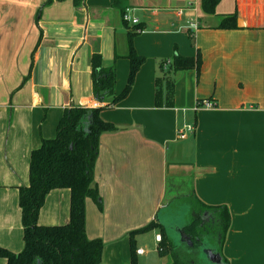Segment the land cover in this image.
<instances>
[{
  "label": "crops",
  "instance_id": "1",
  "mask_svg": "<svg viewBox=\"0 0 264 264\" xmlns=\"http://www.w3.org/2000/svg\"><path fill=\"white\" fill-rule=\"evenodd\" d=\"M117 2L86 0L76 8L73 0H0V247L23 250L19 188L29 185L31 153L56 137L66 110L100 106L91 58L100 54L110 68L116 53L125 56L122 12L132 8L144 29L134 47L146 62L131 94L101 112L118 131L100 137L95 181L103 211L87 200L88 238L104 242L102 264H130L129 234L183 195L188 204L229 210L225 237L208 236L226 264H264V0H221L212 14L203 0ZM235 12L238 28L218 29ZM198 51L200 72L178 73L172 98L159 91L162 64ZM116 66L120 93L130 62L122 58ZM205 101L214 108L196 110ZM187 125L194 134L178 139ZM203 218L216 223L207 213ZM69 221L70 191H52L39 224ZM161 240L158 228L135 237L138 264L200 263L192 253L160 256Z\"/></svg>",
  "mask_w": 264,
  "mask_h": 264
},
{
  "label": "trees",
  "instance_id": "2",
  "mask_svg": "<svg viewBox=\"0 0 264 264\" xmlns=\"http://www.w3.org/2000/svg\"><path fill=\"white\" fill-rule=\"evenodd\" d=\"M86 0H73L76 8L84 5ZM116 0V4L118 3ZM221 0H203V10L212 14ZM128 29L127 53L125 56L114 57V63L110 68L103 66L100 54H94L91 58L92 81L94 96L100 106L95 109L73 106L65 111L57 127L54 139L43 140L40 148L31 153L29 166V185L19 188V207L21 210V223L23 228L24 248L20 253L0 247V258L6 260V264H102V255L105 244L101 239L90 240L87 235L86 203L88 199L95 201L103 211L102 198L95 181V166L99 156L100 137L105 133H114L118 127L105 122L101 118V112L114 107L125 100L132 92L136 77L145 64L146 58L137 53L134 47V39L144 30L141 24L130 26L123 21ZM238 28V15L224 16L218 29L235 30ZM126 59L130 62V71L127 83L122 92H116L117 85V61ZM203 65L201 52L195 57L175 55L172 65L165 69L162 64L163 74L168 75L196 70L200 72ZM161 85L158 83V86ZM174 86H171L172 98ZM160 91V90H159ZM157 94V106L159 94ZM173 103H167L172 107ZM70 191V221L65 225L43 226L39 224L40 213L45 206L48 195L55 190ZM169 203L174 207L175 201ZM195 206L190 216L186 233L192 236L194 243L202 241L204 230L210 234L217 233L225 237L231 224V215L226 207L206 206L200 201L192 202ZM211 215L214 224H209L203 218L204 214ZM158 228L162 240L159 244V255H178L176 247L167 238L165 229L152 221L147 226L131 232L132 260L130 264H138L135 249V237ZM209 241V237H207ZM211 241V240H210ZM223 258V257H222ZM185 259V258H184ZM180 260L182 258L180 257ZM225 258H223L224 264Z\"/></svg>",
  "mask_w": 264,
  "mask_h": 264
},
{
  "label": "water",
  "instance_id": "3",
  "mask_svg": "<svg viewBox=\"0 0 264 264\" xmlns=\"http://www.w3.org/2000/svg\"><path fill=\"white\" fill-rule=\"evenodd\" d=\"M169 203L165 204L162 207L161 211L157 214V223L165 229L169 242L175 247L178 246L177 239H179L181 243L185 244L186 247H194V241L185 233V228L188 225L185 226L184 224H182L183 219H179L180 212L182 210L183 212L190 211L191 207L189 205L183 206L182 209L176 210V213L174 207H169ZM198 244L199 246L196 247V249H202L203 253V255L200 256L203 260L199 259L201 263H203L204 261L205 264H224L223 259L220 256V251L217 247L211 245L207 238L200 241Z\"/></svg>",
  "mask_w": 264,
  "mask_h": 264
},
{
  "label": "rangeland",
  "instance_id": "4",
  "mask_svg": "<svg viewBox=\"0 0 264 264\" xmlns=\"http://www.w3.org/2000/svg\"><path fill=\"white\" fill-rule=\"evenodd\" d=\"M262 41H264V33L262 34V36H261V40H260V42H262ZM192 42H193V44L195 43L194 42V39H192ZM173 59V58H172ZM178 74V73H177ZM177 74H175L174 72H172L171 74H168V75H165V74H163L162 72H161V77L163 78V77H165V81H164V83L163 84H161V85H159L158 87H159V90H162V91H164L165 93H169L170 91H171V86L173 85L174 87L173 88H175L176 87V84H177V82H178V76H177ZM176 77V78H175ZM48 127H50V125H48ZM47 127V128H48ZM44 131H45V128H44ZM53 133L55 134V129L53 130ZM56 135V134H55ZM24 143L23 142H20V149H22V145H23ZM2 152H4V160H5V152H6V148H5V145H4V150L2 151ZM26 174H27V171H26ZM28 177V176H27ZM187 198L185 197V196H178V200L177 201H175V205H174V209H175V211L176 210H179V209H182L183 208V206H190L191 207V210L190 211H184L183 212V210L180 212V217H179V219H183V223L182 224H184L185 226H187L189 223H190V216H191V214H192V211L195 209V206H194V204H193V206H191L192 204H188L187 202H184L185 200H186ZM192 207H193V210H192ZM176 213H177V211H176ZM181 219V220H182ZM182 222V221H181ZM210 231H207V230H204L203 231V234L201 235V239L202 240H204V239H206L207 237H208V235H207V233H209ZM177 244H178V246L176 247L177 249H176V252H180V253H183V252H185V253H187V255L189 256V254L190 253H192L193 255H194V258H196L197 257V259H198V261H199V259L200 260H203L200 256H202L203 255V253H202V249H192V248H189V247H186L185 246V244H183V243H181L180 241H179V239H177ZM196 245V244H195ZM199 245H196V247H198ZM201 247V246H200ZM199 247V248H200ZM144 249V248H143ZM189 250H191V252L189 251ZM186 255V256H187ZM0 263H1V260H0ZM199 264H205V262L203 261V263H199Z\"/></svg>",
  "mask_w": 264,
  "mask_h": 264
},
{
  "label": "built area",
  "instance_id": "5",
  "mask_svg": "<svg viewBox=\"0 0 264 264\" xmlns=\"http://www.w3.org/2000/svg\"><path fill=\"white\" fill-rule=\"evenodd\" d=\"M123 21L128 23L130 26H137L140 24L139 19L135 16V10L132 8H127L124 12L123 15ZM198 28V25L190 24L189 29L195 31ZM172 65V60H167L165 63V69L169 68ZM214 103L211 101H205L202 103H199L196 110L200 108H205V109H212L214 108ZM195 132V127L194 126H184L181 130L178 132V139L184 140L186 139L189 135L194 134ZM138 254H144L145 251L144 249L138 250Z\"/></svg>",
  "mask_w": 264,
  "mask_h": 264
}]
</instances>
